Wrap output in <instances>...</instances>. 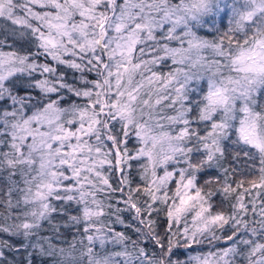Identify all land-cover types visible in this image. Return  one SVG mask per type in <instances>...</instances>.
Instances as JSON below:
<instances>
[{
  "label": "snow or ice",
  "instance_id": "obj_1",
  "mask_svg": "<svg viewBox=\"0 0 264 264\" xmlns=\"http://www.w3.org/2000/svg\"><path fill=\"white\" fill-rule=\"evenodd\" d=\"M37 255L264 264V0H0V264Z\"/></svg>",
  "mask_w": 264,
  "mask_h": 264
},
{
  "label": "trees",
  "instance_id": "obj_2",
  "mask_svg": "<svg viewBox=\"0 0 264 264\" xmlns=\"http://www.w3.org/2000/svg\"><path fill=\"white\" fill-rule=\"evenodd\" d=\"M165 69H166V68L161 67L159 70H160L161 72H165ZM214 199H215V200H218V199H220V197L217 196V197H214ZM120 207H123V205H120ZM124 216H125V218H126V221H129V222L131 221V214H129V213H125ZM158 219H159V222H163V220H164V214L161 213V214H160V217H159ZM116 228H117V230H121V231L124 230L123 226H121V225H116ZM62 231H63V229H62ZM73 231H75V230L73 229ZM46 234H50V233H46ZM67 239H68V240H71V235H68V236H67ZM58 243H60L61 245H63V239L61 238L60 240H58ZM192 247H193V249H194L193 251H190V252H187L186 254H182V255H180V259H181V260H186V259H188V256H189V255H192V256L197 255L198 252H199L200 247H203V250H204L205 252L209 250V246L207 245V242H206L205 245H203V246L193 245ZM180 252H181V253H184L185 250H184L183 248H181V249H180ZM8 258H9V259H12V256H11L10 253L8 254ZM15 259H16V260H21L22 257H21V256H17ZM46 260H47V258H42V257H40V256L37 255V256L35 257L34 261H33V264H44V262H45ZM49 264H50V262H49Z\"/></svg>",
  "mask_w": 264,
  "mask_h": 264
},
{
  "label": "rangeland",
  "instance_id": "obj_3",
  "mask_svg": "<svg viewBox=\"0 0 264 264\" xmlns=\"http://www.w3.org/2000/svg\"><path fill=\"white\" fill-rule=\"evenodd\" d=\"M167 70H168V69L166 68V69H165V72H166Z\"/></svg>",
  "mask_w": 264,
  "mask_h": 264
}]
</instances>
